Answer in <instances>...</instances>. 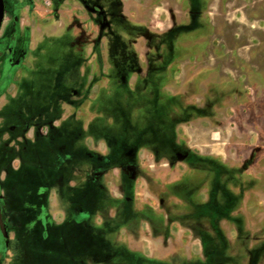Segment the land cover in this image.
<instances>
[{"label":"rangeland","instance_id":"1","mask_svg":"<svg viewBox=\"0 0 264 264\" xmlns=\"http://www.w3.org/2000/svg\"><path fill=\"white\" fill-rule=\"evenodd\" d=\"M14 2L76 19L34 26L0 105L38 179L9 182L0 264H264V0Z\"/></svg>","mask_w":264,"mask_h":264},{"label":"crops","instance_id":"2","mask_svg":"<svg viewBox=\"0 0 264 264\" xmlns=\"http://www.w3.org/2000/svg\"><path fill=\"white\" fill-rule=\"evenodd\" d=\"M45 1H51V3L54 4L55 6L56 5L59 6L60 4H63L66 2L67 3L73 2V1L78 2L80 0H23V3L21 2V4H18V5H19V7L22 8V5H37V4H41ZM4 4H5L4 23L2 26V32L1 33H8L10 35H14V37H19L20 39L17 41V44H18V46H22V49L25 51V57H24V60L22 62V66H21V67H23V69L18 74H15V75L11 74V71L15 68H11L8 65L0 66V72H3L5 74H11V78L9 80H0V105L3 102L9 100V98H11V96L14 97V95H12V94L15 93L16 87L13 86V83L19 84V86H20L19 90L23 89L25 91V89H27L29 83L32 81V78L30 77L31 74L29 72L31 69L34 68L35 62H36V56H37L36 43L33 44L34 42L32 40V39H34V37L37 33V32H35L36 30H35L34 26L36 24H39L40 27L42 28L45 25L50 26L53 21L68 23V22H73L76 19L75 15H73L74 13L69 12L65 16L62 15V17H60V18H55V16L53 18L48 17L49 18L48 23L43 24V22H36L35 20H32L31 19L32 17H30V15H27L28 13L26 14V12H25V13H19V16H18L19 21H21L22 19L26 20L25 25L21 26L20 23L19 24L15 23L13 25H10L7 23L6 20L9 19L11 21V20L15 19L14 18L15 17L14 11L17 9L16 2H14V0H4ZM9 4L13 5L12 10L14 13L11 16L7 15V7L10 8ZM40 20H42L41 17H40ZM6 24H8V26ZM26 43H28L27 46H26ZM32 50H33V54H35L33 60H32V55H31ZM11 86H13L15 90L11 89L12 88ZM27 133H28V135L33 134L32 127L28 128ZM8 160H9L8 161L9 169L7 171H8V177H9L8 179H9L10 183L17 181V179L19 180V178H21L22 174L24 175V179L27 180V179L32 178L37 182V180H38L37 175H36L35 171H33L32 168L30 167V165H29L30 162H28L25 159H15V158L12 159V158H10V155H9ZM23 163L25 164L24 167H22ZM5 175H6L5 173H2V177ZM60 176L61 175H59L58 177H60ZM66 177H67V175H66ZM38 187H39V185H38ZM38 187H37V189H30V191L34 192V190H35V192H37L41 189L40 187L39 188ZM17 191H20V189ZM17 195H18V197H20L19 194H17ZM8 201L15 203L13 200L9 199V196H8ZM20 202H21V200H20Z\"/></svg>","mask_w":264,"mask_h":264},{"label":"flooded vegetation","instance_id":"3","mask_svg":"<svg viewBox=\"0 0 264 264\" xmlns=\"http://www.w3.org/2000/svg\"><path fill=\"white\" fill-rule=\"evenodd\" d=\"M4 10H5V4H4ZM3 23H4V17L2 20V24L0 26V66L8 65L11 68L21 67L25 57V51L22 49V46H18L17 44V41L20 38L14 37V35H10L8 33H1ZM10 78H11V74H5L3 72H0V80H9ZM0 150H1L0 151V216L2 221V225L0 226V260H1L2 256H5L7 251L10 249L11 242H10L9 223L6 215L7 208H6V199H5L6 196H9L10 194L9 179H8L9 177L7 171L9 169L8 159H9L10 150L8 145L3 146L2 144L0 145ZM2 173H5L6 175L2 177ZM3 252L5 255L3 254Z\"/></svg>","mask_w":264,"mask_h":264},{"label":"water","instance_id":"4","mask_svg":"<svg viewBox=\"0 0 264 264\" xmlns=\"http://www.w3.org/2000/svg\"><path fill=\"white\" fill-rule=\"evenodd\" d=\"M3 17H4V2L3 0H0V26L2 24V20H3ZM2 225V221H1V216H0V226ZM3 230V229H2ZM5 233V232H3ZM5 235V234H4ZM7 236V235H6ZM5 236V237H6Z\"/></svg>","mask_w":264,"mask_h":264},{"label":"trees","instance_id":"5","mask_svg":"<svg viewBox=\"0 0 264 264\" xmlns=\"http://www.w3.org/2000/svg\"><path fill=\"white\" fill-rule=\"evenodd\" d=\"M216 165H217V163L215 164V166H216ZM222 167H224V168H225L226 166H225V165H222V166H221V168H222Z\"/></svg>","mask_w":264,"mask_h":264}]
</instances>
